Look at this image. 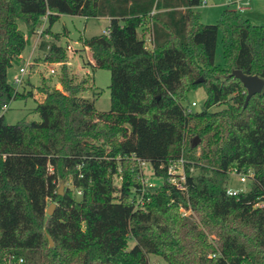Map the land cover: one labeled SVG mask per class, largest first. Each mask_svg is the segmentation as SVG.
Wrapping results in <instances>:
<instances>
[{
	"label": "trees",
	"instance_id": "obj_1",
	"mask_svg": "<svg viewBox=\"0 0 264 264\" xmlns=\"http://www.w3.org/2000/svg\"><path fill=\"white\" fill-rule=\"evenodd\" d=\"M201 4L0 0V112L35 96L18 91L8 70L45 16L39 47L60 63L62 85L38 86L39 119L9 123L0 113V264H151L150 254L169 264H264V87L245 105L246 87L231 75L264 78V25L234 7L204 23L194 9ZM61 13L110 18L108 33L83 39L93 59L85 63L111 71L109 110L97 109L95 84L94 98L82 95L87 79L76 80L62 33L51 29ZM220 31L224 64L216 63ZM197 86L207 91L204 107L187 111ZM181 158L187 193L167 182L168 165ZM140 161L164 178L143 207L132 201ZM235 167L254 177L231 195ZM182 205L194 213L182 215Z\"/></svg>",
	"mask_w": 264,
	"mask_h": 264
},
{
	"label": "rangeland",
	"instance_id": "obj_2",
	"mask_svg": "<svg viewBox=\"0 0 264 264\" xmlns=\"http://www.w3.org/2000/svg\"><path fill=\"white\" fill-rule=\"evenodd\" d=\"M227 0H209L208 3L199 5L198 10L201 13V19L204 23H216L226 6ZM247 4L245 10L240 11L242 17L249 19L252 23L264 25V0H238V3L231 4V7L237 8L239 4ZM110 19L106 16L101 17H85L82 15H73L68 13H61L51 29L54 33H62L61 39L58 40L62 45L67 47V44L72 46L67 49L68 62L73 74L76 76L77 81L86 78L85 90L82 95L94 98L93 86L97 87L100 91L99 95L95 98V104L98 110L106 111L111 107V71L106 67H95L87 65L85 61L89 60L91 55H88L86 48L83 44V39L104 33V30L109 26ZM20 28L25 30V23L19 21ZM65 32V34H63ZM39 33L33 35L22 53V59L19 63L14 64L8 70V78L13 83L21 66L26 67L24 75V83L16 87L20 92L34 90L37 97L42 94L38 90V86L43 83V79L51 86L62 88L59 81L60 63L45 61V51L41 48H34L35 39L38 43L40 41ZM51 39L50 37L45 36ZM223 33L220 31L218 38V46L216 52V63L224 64L223 56ZM90 50V49H89ZM91 53V51H90ZM90 56V57H89ZM34 63V64H32ZM207 98V91L204 86H197L188 91L187 98L184 100L185 105L191 104L195 101L197 104L193 107L195 110H202ZM37 104L35 96L29 95L26 97H17L10 101L5 110L1 114L5 115L7 122L16 123L24 118L26 119H39V114L34 111ZM224 106L215 105L212 109H220ZM144 173L151 181L156 184H161L164 181L162 176L154 173L153 166L150 162L144 164ZM116 182L119 180L116 178ZM229 188L232 190H247L248 183H242L237 173L232 172L230 175ZM56 202L52 201L48 203ZM54 208V210H55ZM215 236L209 234V238L213 240ZM135 244V239H129V247ZM151 264H169L162 256L157 254L149 255Z\"/></svg>",
	"mask_w": 264,
	"mask_h": 264
},
{
	"label": "built area",
	"instance_id": "obj_3",
	"mask_svg": "<svg viewBox=\"0 0 264 264\" xmlns=\"http://www.w3.org/2000/svg\"><path fill=\"white\" fill-rule=\"evenodd\" d=\"M203 3H207V0H203ZM226 3L228 4H234V3H238V0H227ZM246 6L242 5L241 3L237 6V10L239 11H243L245 10ZM46 20H47V16L44 17V23L39 27L38 29V33L41 35L45 24H46ZM104 33H108V29L106 28L104 30ZM67 48L71 49L72 46L70 44H67ZM26 73V67L21 66L16 74V76L14 77L13 80V84L18 87L19 85L24 83V75ZM197 103L195 101H193L191 104H189L187 106V111H191L193 109V107L196 105ZM8 105H4L2 108V111L6 109ZM1 113V112H0ZM147 161H140V167H141V172H140V178H141V186L135 188L133 191L135 192L132 195V201L134 202L135 206L137 207H143L145 205V202L149 199V196H147L149 194V192L151 190H153L158 184L154 183L153 181H151L148 177H146L145 173H144V164ZM237 173L239 175V179L242 183H248V181L250 179H252L254 177V171L252 169H248L247 171L244 170H240L238 168H233L231 170V173ZM167 182L174 185L177 189H179L180 191L187 193L188 192V185H187V174H186V170H185V161L183 158L175 161V162H171L168 165L167 168ZM241 191H245V190H232L228 187L227 189V193L231 194V195H236ZM79 193H81V191H78ZM258 205H263V203H258ZM180 212L182 213V215H191L194 213V211L192 210L191 207H185V206H180ZM22 260V259H21Z\"/></svg>",
	"mask_w": 264,
	"mask_h": 264
},
{
	"label": "water",
	"instance_id": "obj_4",
	"mask_svg": "<svg viewBox=\"0 0 264 264\" xmlns=\"http://www.w3.org/2000/svg\"><path fill=\"white\" fill-rule=\"evenodd\" d=\"M231 75H234L240 78L244 86L246 87L247 96L245 100V105L248 104L250 98L254 94L260 92L264 87V78L260 77L259 75L246 74L241 69H234L231 72ZM199 80H203V78H200ZM198 142H199V137H195L193 140V145H197ZM59 193L60 194L64 193V182L63 181L60 183ZM54 208H55V203H51L47 209L48 214H52L54 212ZM49 240H50V244L53 245L54 241L50 236H49Z\"/></svg>",
	"mask_w": 264,
	"mask_h": 264
},
{
	"label": "crops",
	"instance_id": "obj_5",
	"mask_svg": "<svg viewBox=\"0 0 264 264\" xmlns=\"http://www.w3.org/2000/svg\"><path fill=\"white\" fill-rule=\"evenodd\" d=\"M208 1H209V0H207V3H208ZM243 5L247 7V4H243ZM226 6H227V7H231V4L226 3ZM198 7H199V6H196V7H194V9H195V10H198ZM245 9H246V8H245ZM198 11H199V10H198ZM108 18H109V17H108ZM109 19H110V18H109ZM202 22H203V21H202ZM46 36L50 37L49 34H46ZM39 38H40V35H39ZM47 39H49V38H47ZM84 47L86 48V51L88 52V55H91V57L89 56V57H90L89 60L93 61V59H92V53H90L89 47H88V46H85V45H84ZM34 48H40V47H39V42L37 43V42H36V39H35ZM41 50H42V49H41ZM32 64H34V63H32ZM34 93H35V92H34ZM35 97H36V98H40V97H37L36 94H35Z\"/></svg>",
	"mask_w": 264,
	"mask_h": 264
}]
</instances>
